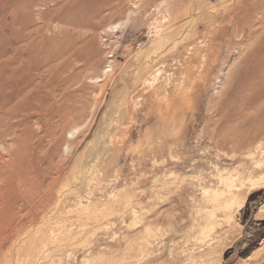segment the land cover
Returning a JSON list of instances; mask_svg holds the SVG:
<instances>
[{
    "label": "rangeland",
    "instance_id": "374dc122",
    "mask_svg": "<svg viewBox=\"0 0 264 264\" xmlns=\"http://www.w3.org/2000/svg\"><path fill=\"white\" fill-rule=\"evenodd\" d=\"M263 175L264 0H0V264H264Z\"/></svg>",
    "mask_w": 264,
    "mask_h": 264
},
{
    "label": "bare ground",
    "instance_id": "6f19581e",
    "mask_svg": "<svg viewBox=\"0 0 264 264\" xmlns=\"http://www.w3.org/2000/svg\"><path fill=\"white\" fill-rule=\"evenodd\" d=\"M78 2V1H77ZM73 25V24H72ZM76 27V26H75ZM160 45V44H159ZM255 138V137H253ZM252 188H257V187H264V175L261 176L258 180L252 181L251 182ZM43 214V213H42Z\"/></svg>",
    "mask_w": 264,
    "mask_h": 264
}]
</instances>
